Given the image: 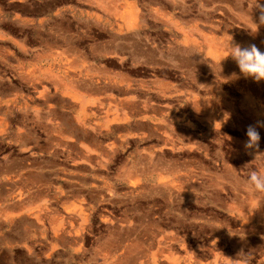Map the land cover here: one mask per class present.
Here are the masks:
<instances>
[{"label":"crops","instance_id":"0c3cea01","mask_svg":"<svg viewBox=\"0 0 264 264\" xmlns=\"http://www.w3.org/2000/svg\"><path fill=\"white\" fill-rule=\"evenodd\" d=\"M108 1L111 9L90 15L65 8L64 0H0V39L29 49L53 40L50 67L62 73L52 78L57 105L43 101L30 124L0 123V227H8L0 242L9 257L23 250L47 264H175L176 245L207 236L197 218L155 205L145 214L143 202L126 195L144 177L145 132L174 113L175 130L196 135L201 124L178 107L196 104L222 77L208 70L200 40L191 41L188 23L197 24L201 8L192 3L199 0L157 1L190 3L196 14L182 26L165 15L143 21L135 8L145 0ZM17 33L37 34L39 46ZM11 88L0 77V97L15 96ZM201 242L197 250L216 251V239L210 248Z\"/></svg>","mask_w":264,"mask_h":264},{"label":"rangeland","instance_id":"374dc122","mask_svg":"<svg viewBox=\"0 0 264 264\" xmlns=\"http://www.w3.org/2000/svg\"><path fill=\"white\" fill-rule=\"evenodd\" d=\"M157 1L137 3L139 7L135 9L143 21H152V14L165 15L171 17L172 23L182 26L196 14L188 12L187 5H191L188 2L179 3L182 6L177 7ZM87 2L89 4L64 0L65 8L84 14L95 15L106 8L111 9L108 0ZM195 2L192 4L201 8L195 18L202 27L198 33L199 26L194 22L188 23L195 27L190 34L191 41L200 40L207 52L208 70L218 72L222 77L215 80L217 83L213 82L215 89L209 87L202 92L206 93L196 100V104L178 107V111H186L190 119L201 124L196 135L187 130H175L174 113L161 116L159 130L145 132L144 145L139 147L144 177L138 187L134 186L137 187L136 192L126 195L142 201L145 214L152 213V205L167 207L172 211H183L197 218L198 225H205L207 236L201 233L200 237L193 236L181 247L176 245L171 258L175 264L189 263L190 257L186 259L189 255L193 258L192 264H264V194L251 192L245 187L249 172L258 166L264 167V156L254 160L258 153L264 154V81L257 83L250 77H244L230 56L224 59L231 40L244 48L255 44L264 52V23L261 22L264 0ZM256 24L258 30L252 33L248 28L255 29ZM15 37L26 38L28 44L39 46L35 33H17ZM47 45L46 49H29L18 42L0 39V77L15 90V96L0 97V123L30 124L34 115L32 109H42L47 99L52 106L61 100L55 96V84L52 82L55 75L62 74L60 68L50 67V63L55 61L49 59L50 53H55L50 49L54 45L53 40H49ZM2 57L7 60L3 61ZM64 64L71 71V67L66 65L68 61ZM67 67L63 68L65 76ZM147 87L150 85L147 84L145 89ZM40 89H46L48 96L52 94L41 98ZM249 126L255 127L260 134L258 147L252 149L245 148ZM195 137L197 139L194 140ZM2 150L0 143V152ZM131 150L130 146L126 153ZM138 150L132 152L139 158ZM119 165V162H114L113 170L116 171ZM122 167L123 164L120 171ZM191 204H200L202 211L191 209ZM215 227L217 231L212 229ZM0 229V232L7 231L8 227L1 226ZM177 234L182 235L181 232ZM215 239L218 242L214 253L197 250L201 241L207 242L210 248ZM2 245L0 242V264H47L46 259L38 255L25 256L23 250L9 257L8 251L1 249Z\"/></svg>","mask_w":264,"mask_h":264},{"label":"clouds","instance_id":"9594fccd","mask_svg":"<svg viewBox=\"0 0 264 264\" xmlns=\"http://www.w3.org/2000/svg\"><path fill=\"white\" fill-rule=\"evenodd\" d=\"M261 22L264 23V17H261ZM248 29H250L252 33H255L258 30V25L255 29ZM229 56L236 62L244 77H250L257 83L264 81V52H262L255 44L244 48L240 44H234L233 40H231L227 44L224 59ZM220 68L222 72L223 69L221 64ZM227 117L229 118V114H227ZM246 135L248 140L245 143V148L252 149L254 147H258L260 134L256 128L249 126ZM261 156H264V154L258 153L254 160L260 159ZM245 187L251 192L264 194V167L258 166L249 172L245 182Z\"/></svg>","mask_w":264,"mask_h":264},{"label":"bare ground","instance_id":"6f19581e","mask_svg":"<svg viewBox=\"0 0 264 264\" xmlns=\"http://www.w3.org/2000/svg\"><path fill=\"white\" fill-rule=\"evenodd\" d=\"M141 171V170H140Z\"/></svg>","mask_w":264,"mask_h":264}]
</instances>
